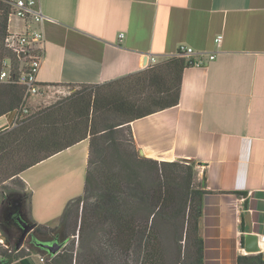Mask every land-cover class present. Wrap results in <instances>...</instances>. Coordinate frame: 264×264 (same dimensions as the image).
<instances>
[{"label": "crops", "instance_id": "0c3cea01", "mask_svg": "<svg viewBox=\"0 0 264 264\" xmlns=\"http://www.w3.org/2000/svg\"><path fill=\"white\" fill-rule=\"evenodd\" d=\"M52 20L44 30L38 95L54 86L103 85L174 58L178 46L217 52L206 66L181 74L177 106L129 124L143 156L168 162L193 160L196 184L205 193L198 220L203 264H237L251 234L264 237V0H38ZM14 23V25H13ZM12 19L8 32L23 31ZM123 37L119 40L118 36ZM223 36L220 48L214 38ZM153 57L156 63H152ZM16 112L0 117V132L14 126ZM19 176L28 180L52 158ZM31 214V215H30ZM259 252L264 259V243ZM30 252L6 264H46ZM46 260V259H45Z\"/></svg>", "mask_w": 264, "mask_h": 264}, {"label": "trees", "instance_id": "16d2710c", "mask_svg": "<svg viewBox=\"0 0 264 264\" xmlns=\"http://www.w3.org/2000/svg\"><path fill=\"white\" fill-rule=\"evenodd\" d=\"M10 4L11 0H0V67L7 59L17 66L16 58L4 47ZM190 66L184 58L174 57L110 83L78 85L85 90L23 116L0 132L3 188L7 181L22 183L19 176L35 165L82 141L88 143L84 188L75 200L73 224L53 229L36 225L33 233L58 241L62 249L50 256L28 242L29 252L41 253L46 264H105L99 253L84 248L83 243L74 250L76 236L79 241L85 234L92 239L101 229L112 251L123 256L133 253L139 264H203L198 220L205 190L196 184L195 162H159L140 156L129 127L137 119L177 106L181 74ZM23 98V87L0 85V117L23 107ZM101 164L109 167L107 172L100 171ZM14 196L27 214L25 220L35 224L29 217L30 193L15 192ZM71 205L67 203L61 221ZM165 226L171 227L173 260H167L160 239ZM68 245L70 249L64 248ZM24 255L14 248L0 249V256L7 260ZM237 264H264V259L261 254L239 256Z\"/></svg>", "mask_w": 264, "mask_h": 264}, {"label": "rangeland", "instance_id": "374dc122", "mask_svg": "<svg viewBox=\"0 0 264 264\" xmlns=\"http://www.w3.org/2000/svg\"><path fill=\"white\" fill-rule=\"evenodd\" d=\"M11 25L12 20L10 21V26ZM82 90L85 89L77 86L54 85L46 89V93L43 96L34 98L35 101L33 99L27 101L26 108L28 112L23 113L20 116V119L23 116H27L41 109L50 107L57 102L63 101L65 98L81 92ZM97 90L100 91L101 89ZM97 90L94 89L93 91ZM129 97H132V95L130 94ZM85 147V145H81L75 149H72L70 152L63 153L55 158H52L39 168L32 171V173H28L26 175V177H28L31 174H36V179L40 177V181L38 182L28 180L34 193L33 199L35 205L33 207L32 216L34 217L35 221L39 223L35 225H42L53 229L62 225L68 226L73 224L72 222L77 217L75 200L79 196H82L85 182ZM108 168L109 167H107L106 164H101L100 171L102 170L107 172ZM4 186L6 187H0L1 250H6L8 248L13 249L21 234V229L18 224H15V222H6V220H4L5 216L9 212L11 213V211H14L16 205L21 207L19 206L17 198L14 196L15 192L24 194L30 193V190L26 184L23 185L22 183H19V185H15L12 181H7ZM94 198L95 197H90V200H93ZM68 202L72 203V205L68 208L67 215L63 216V221H61V216L64 213V209ZM80 214L81 212H79V216ZM21 215L23 220H25L24 217L27 218V214L24 209H22L20 216ZM178 225L181 227V224ZM170 232L171 227L165 226V231H163L160 238L167 260H173L175 253L174 242L171 238ZM32 233H34V231ZM107 242L108 238L103 232H101V229H99V231L93 235L92 239H90V237L85 234L81 241H79L76 236L74 250H77L79 244L83 243L84 248L90 247L93 248L97 254L99 253L101 258H103L105 261V264H139V259L135 254L132 253L129 256L119 255L110 249ZM64 248L70 249V246L68 245ZM19 250L26 254L30 253L26 245V239L24 241L23 247H21ZM82 250L85 251L84 249Z\"/></svg>", "mask_w": 264, "mask_h": 264}, {"label": "built area", "instance_id": "2783aa9c", "mask_svg": "<svg viewBox=\"0 0 264 264\" xmlns=\"http://www.w3.org/2000/svg\"><path fill=\"white\" fill-rule=\"evenodd\" d=\"M11 12L8 15V25L12 19L24 25L23 31L8 32L4 42V47L12 53L17 60V66L9 59L5 60L0 67V85L17 84L24 89V105L16 111V121L23 113H27L26 102L40 92L37 81V74L44 59V30L46 22L52 20L44 16L40 10L38 0H11ZM123 37L119 34V40ZM223 36L221 34L214 38V44L220 48ZM217 52L207 53L196 51L185 45L178 46L175 57L184 58L192 66H206L216 59ZM150 61L156 63L155 58ZM260 240L264 243V237ZM41 262H45L43 257H39ZM0 264H6L0 262Z\"/></svg>", "mask_w": 264, "mask_h": 264}, {"label": "water", "instance_id": "95a60500", "mask_svg": "<svg viewBox=\"0 0 264 264\" xmlns=\"http://www.w3.org/2000/svg\"><path fill=\"white\" fill-rule=\"evenodd\" d=\"M139 154L140 156H143V153L141 150H139ZM246 220H247V234L244 236V250L249 254H256L260 250L258 246L260 239L258 238V236L251 234L250 224H248V217L246 218ZM17 222L21 229V234L14 246V249L16 251H18L19 249H21V247H23L26 237L29 234H31L36 227L35 224H30L26 222L25 220L21 219L20 217L17 218ZM36 245L50 256H54L57 253H59V251L63 247V244L59 243L56 240L47 241V242L37 241Z\"/></svg>", "mask_w": 264, "mask_h": 264}, {"label": "flooded vegetation", "instance_id": "af4514ba", "mask_svg": "<svg viewBox=\"0 0 264 264\" xmlns=\"http://www.w3.org/2000/svg\"><path fill=\"white\" fill-rule=\"evenodd\" d=\"M20 206V205H19ZM20 213H21V210H20V207H18L17 205L15 206L14 208V211L11 213L9 212L4 220H6V222H15V224H18L17 222V218L20 217L21 219L22 218V215L20 216ZM37 241H44V242H47V240H44V239H40L38 238L37 236L33 235V233L29 234L26 238V243L30 242V243H33V244H36ZM51 241V240H50Z\"/></svg>", "mask_w": 264, "mask_h": 264}]
</instances>
